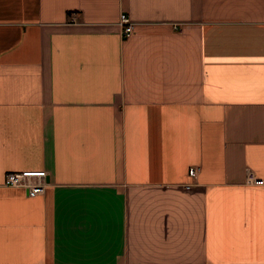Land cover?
<instances>
[{
  "label": "crops",
  "instance_id": "1",
  "mask_svg": "<svg viewBox=\"0 0 264 264\" xmlns=\"http://www.w3.org/2000/svg\"><path fill=\"white\" fill-rule=\"evenodd\" d=\"M0 264H264V0H0Z\"/></svg>",
  "mask_w": 264,
  "mask_h": 264
},
{
  "label": "built area",
  "instance_id": "2",
  "mask_svg": "<svg viewBox=\"0 0 264 264\" xmlns=\"http://www.w3.org/2000/svg\"><path fill=\"white\" fill-rule=\"evenodd\" d=\"M73 18V17H72ZM120 34L128 36L133 29V22L130 17L121 12L119 15ZM189 172L193 174L195 168L189 167ZM47 170L45 169H10L6 170L3 175V184L13 187H21L29 196L40 194L44 191L47 183ZM255 183H262V179L254 177Z\"/></svg>",
  "mask_w": 264,
  "mask_h": 264
}]
</instances>
